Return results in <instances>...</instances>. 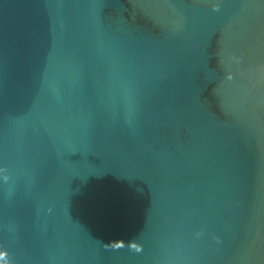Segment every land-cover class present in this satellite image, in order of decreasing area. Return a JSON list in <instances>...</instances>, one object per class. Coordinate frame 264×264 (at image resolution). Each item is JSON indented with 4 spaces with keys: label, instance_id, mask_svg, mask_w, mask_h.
Masks as SVG:
<instances>
[{
    "label": "water",
    "instance_id": "1",
    "mask_svg": "<svg viewBox=\"0 0 264 264\" xmlns=\"http://www.w3.org/2000/svg\"><path fill=\"white\" fill-rule=\"evenodd\" d=\"M0 255L264 264V0H0Z\"/></svg>",
    "mask_w": 264,
    "mask_h": 264
},
{
    "label": "clouds",
    "instance_id": "2",
    "mask_svg": "<svg viewBox=\"0 0 264 264\" xmlns=\"http://www.w3.org/2000/svg\"><path fill=\"white\" fill-rule=\"evenodd\" d=\"M214 10H217V9H214ZM229 79H231V76H229ZM141 249L140 248H137L136 251H140Z\"/></svg>",
    "mask_w": 264,
    "mask_h": 264
},
{
    "label": "snow or ice",
    "instance_id": "3",
    "mask_svg": "<svg viewBox=\"0 0 264 264\" xmlns=\"http://www.w3.org/2000/svg\"><path fill=\"white\" fill-rule=\"evenodd\" d=\"M0 260H3V256L2 255H0Z\"/></svg>",
    "mask_w": 264,
    "mask_h": 264
}]
</instances>
